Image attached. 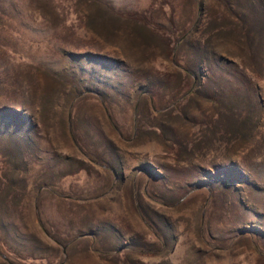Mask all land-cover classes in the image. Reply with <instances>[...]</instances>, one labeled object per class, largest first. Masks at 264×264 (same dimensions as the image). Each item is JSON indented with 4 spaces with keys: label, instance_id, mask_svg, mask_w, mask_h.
<instances>
[{
    "label": "rangeland",
    "instance_id": "obj_1",
    "mask_svg": "<svg viewBox=\"0 0 264 264\" xmlns=\"http://www.w3.org/2000/svg\"><path fill=\"white\" fill-rule=\"evenodd\" d=\"M0 264H264V0H0Z\"/></svg>",
    "mask_w": 264,
    "mask_h": 264
},
{
    "label": "trees",
    "instance_id": "obj_2",
    "mask_svg": "<svg viewBox=\"0 0 264 264\" xmlns=\"http://www.w3.org/2000/svg\"><path fill=\"white\" fill-rule=\"evenodd\" d=\"M183 34V35H182ZM182 34H181V36H182V38L184 37V34H185V32H182Z\"/></svg>",
    "mask_w": 264,
    "mask_h": 264
}]
</instances>
